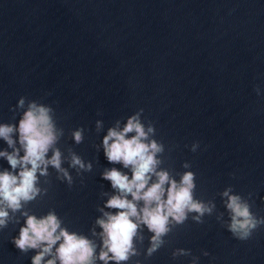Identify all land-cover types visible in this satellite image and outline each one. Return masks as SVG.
Segmentation results:
<instances>
[{"label":"clouds","instance_id":"1","mask_svg":"<svg viewBox=\"0 0 264 264\" xmlns=\"http://www.w3.org/2000/svg\"><path fill=\"white\" fill-rule=\"evenodd\" d=\"M256 91L259 94L258 88ZM17 106L24 108L23 97ZM142 113L143 109H140L129 117L122 129L117 121L116 126L110 127L103 137L102 146L108 162L121 164L131 172L129 176L113 167L102 174L103 179L111 182L116 193L105 204L106 208L116 211L113 213L100 209L103 216L95 221L102 229L99 233L102 247L98 259L103 264H109V261L126 264L131 257L138 256L140 253L135 240L139 236L143 242L142 226L152 233L146 250V255L151 257L165 245L164 238L175 226L184 224L190 213L196 214L192 217L195 222L203 223V217L206 214L212 215L215 209L213 202L194 197V172L184 171L177 180L167 169L160 168L163 161L159 157L165 147L152 138L156 133L154 125L149 122L146 126L141 122ZM102 126L101 121L96 122L97 130ZM14 133L18 134V141L13 139ZM130 133L133 135L129 136ZM63 135L64 130L57 126L53 108L34 100L28 102L18 127L14 124H0V139L12 149L11 152L0 151V158L6 159L11 169L0 172V229L6 228L14 219L10 212H19L25 218L12 243L22 253L37 250L31 264H94L96 258L94 242L62 227L63 221L54 210L37 217L24 209L25 205L47 193V189L41 188L39 183L40 177L49 175V167L59 174L57 179H63L69 187L72 186L73 177L62 166L65 157L57 147ZM71 135L76 144H81L84 129L77 128ZM17 142L19 147H16ZM198 148L199 143H193L191 151L196 152ZM67 159L69 167L78 169V174L92 170L91 163H85L71 149ZM182 166L185 169L191 167L188 162ZM232 191L228 187L222 193L227 198L225 206L230 216L227 230L236 239L246 241L256 229L264 225V217H257L251 211L248 200L232 194ZM93 235H96L94 229ZM203 254L208 255L207 252ZM172 255L190 256L191 251L180 248ZM46 257L51 258L46 260ZM197 260V257H193L192 264H196Z\"/></svg>","mask_w":264,"mask_h":264}]
</instances>
